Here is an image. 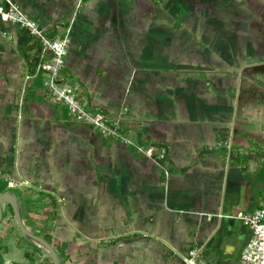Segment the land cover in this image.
<instances>
[{
    "label": "crops",
    "instance_id": "obj_1",
    "mask_svg": "<svg viewBox=\"0 0 264 264\" xmlns=\"http://www.w3.org/2000/svg\"><path fill=\"white\" fill-rule=\"evenodd\" d=\"M14 1L51 38L70 29L63 83L170 168L71 117L38 69L52 52L0 22V167L31 183L0 194L27 228L62 264H241L234 216L264 206V0ZM3 209L0 264H53Z\"/></svg>",
    "mask_w": 264,
    "mask_h": 264
},
{
    "label": "built area",
    "instance_id": "obj_2",
    "mask_svg": "<svg viewBox=\"0 0 264 264\" xmlns=\"http://www.w3.org/2000/svg\"><path fill=\"white\" fill-rule=\"evenodd\" d=\"M82 3L83 0H79L77 8ZM78 13L79 9L74 14L77 15ZM0 22L12 23L26 28L31 35L41 41L44 49L52 52L51 61L42 63L38 69L48 74L47 79L43 82L48 94L56 102L63 103L71 117L78 122L95 127L104 136L115 138L122 144L134 147L138 153L147 156L159 166L166 178L170 176V168L165 163L168 156L165 147L157 151L153 146H144L135 142L123 133L118 119H111L108 114L100 109L87 108L75 94L74 88L63 83L61 71L66 64V57L71 44L70 29L61 38H51L46 33L45 28L14 0H0ZM222 144V142H219L218 146ZM0 179H5L11 187L31 186V183L27 180L13 179L11 174L3 167H0ZM59 202L61 206L65 204L61 198ZM234 218L241 220L250 228L252 233L251 238L242 250L241 264H264V206L250 212L240 211ZM184 260L186 264H205L201 252L195 248L189 251Z\"/></svg>",
    "mask_w": 264,
    "mask_h": 264
},
{
    "label": "water",
    "instance_id": "obj_3",
    "mask_svg": "<svg viewBox=\"0 0 264 264\" xmlns=\"http://www.w3.org/2000/svg\"><path fill=\"white\" fill-rule=\"evenodd\" d=\"M5 203L9 204L12 208V211L14 213L15 219L21 230L22 235L33 243L40 246L45 251V253L52 259L53 264H62V259L53 244L44 237L32 232L24 224L20 201L18 195L14 191H5L0 194V222L2 221L4 216L3 205Z\"/></svg>",
    "mask_w": 264,
    "mask_h": 264
}]
</instances>
